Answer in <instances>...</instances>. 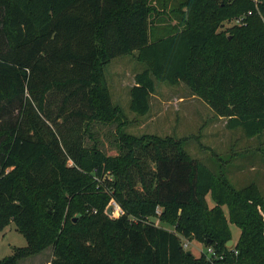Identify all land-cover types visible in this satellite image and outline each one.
I'll list each match as a JSON object with an SVG mask.
<instances>
[{"label": "trees", "instance_id": "1", "mask_svg": "<svg viewBox=\"0 0 264 264\" xmlns=\"http://www.w3.org/2000/svg\"><path fill=\"white\" fill-rule=\"evenodd\" d=\"M154 2L0 0V232L15 223L27 239L0 264L48 248L50 264H264L258 184L235 189L173 136L125 132L105 73L137 52L147 66L130 89L138 115L156 80L184 82L228 128L258 136L264 0ZM117 122L110 155L93 127ZM231 224L240 236L230 247Z\"/></svg>", "mask_w": 264, "mask_h": 264}, {"label": "rangeland", "instance_id": "2", "mask_svg": "<svg viewBox=\"0 0 264 264\" xmlns=\"http://www.w3.org/2000/svg\"><path fill=\"white\" fill-rule=\"evenodd\" d=\"M156 5L158 4L155 0ZM243 16L226 22L225 27L237 23ZM146 64L137 58V52L112 59L105 68L112 101L122 111L126 121L125 132L142 136L157 134L173 136L182 140L184 149L195 160L203 162L215 173H222L235 189L249 183H257L264 197V132L249 138L242 128L230 129L227 118L218 116L204 100L194 95L184 83L170 84L156 80V91L150 98L151 109L146 115H138L131 109L130 89L135 83V75L146 69ZM117 125L95 123L94 137L110 155L118 153ZM210 207L214 206L211 196H207ZM228 214V209L225 207ZM115 206L113 216H118ZM159 222V221H158ZM171 228L169 225L160 223ZM233 240L240 236V228L231 224ZM187 250L197 256L205 250L198 241L185 239ZM27 245L26 237L16 229L15 223L0 232V259L13 253L15 247ZM52 254L48 248L44 252L21 260L18 264H48ZM40 257V259H38ZM38 259V260H37Z\"/></svg>", "mask_w": 264, "mask_h": 264}, {"label": "water", "instance_id": "3", "mask_svg": "<svg viewBox=\"0 0 264 264\" xmlns=\"http://www.w3.org/2000/svg\"><path fill=\"white\" fill-rule=\"evenodd\" d=\"M114 208H115L114 204H110L108 206L107 210H106L107 214L110 215V216H113V214H114ZM233 244H234V240H230L228 242V246H230V247L233 246Z\"/></svg>", "mask_w": 264, "mask_h": 264}, {"label": "built area", "instance_id": "4", "mask_svg": "<svg viewBox=\"0 0 264 264\" xmlns=\"http://www.w3.org/2000/svg\"><path fill=\"white\" fill-rule=\"evenodd\" d=\"M249 13H251V12H249ZM263 18H264V17H263ZM243 19H244V17H243ZM240 21L242 22L243 20H242V19H238V20H237V23H239ZM241 22H240V23H241ZM114 206H117V207L119 208V213H121V209H120V207H119L118 205H114ZM208 252H210L211 254L214 253L212 248H209V249H208Z\"/></svg>", "mask_w": 264, "mask_h": 264}, {"label": "crops", "instance_id": "5", "mask_svg": "<svg viewBox=\"0 0 264 264\" xmlns=\"http://www.w3.org/2000/svg\"><path fill=\"white\" fill-rule=\"evenodd\" d=\"M44 251H45V250H44ZM44 251H42V252H44ZM42 252H41V253H42ZM39 254H40V253H39ZM52 257H53L52 254L49 255V257H48V259H47V263H48V264H50V262H51V260H52ZM29 258H31V257H29ZM38 259H40V257H39ZM38 259H37V260H38ZM44 264H45V263H44Z\"/></svg>", "mask_w": 264, "mask_h": 264}]
</instances>
